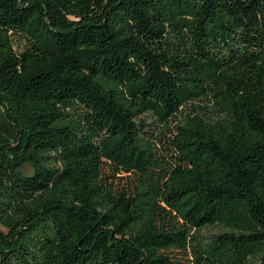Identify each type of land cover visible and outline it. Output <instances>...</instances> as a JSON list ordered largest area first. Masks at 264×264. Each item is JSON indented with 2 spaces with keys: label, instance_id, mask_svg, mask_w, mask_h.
Listing matches in <instances>:
<instances>
[{
  "label": "trees",
  "instance_id": "16d2710c",
  "mask_svg": "<svg viewBox=\"0 0 264 264\" xmlns=\"http://www.w3.org/2000/svg\"><path fill=\"white\" fill-rule=\"evenodd\" d=\"M0 264H264V0H0Z\"/></svg>",
  "mask_w": 264,
  "mask_h": 264
},
{
  "label": "rangeland",
  "instance_id": "374dc122",
  "mask_svg": "<svg viewBox=\"0 0 264 264\" xmlns=\"http://www.w3.org/2000/svg\"><path fill=\"white\" fill-rule=\"evenodd\" d=\"M15 42H16L17 44H19V43H21V40L17 38V39L15 40ZM144 117H145V119H146L147 121H149V122H154V117H153L150 113H146V114L144 115ZM153 126H154V125H152V127H153ZM24 171H25V172H30V167H29V166H26V167L24 168ZM219 229H221L219 226H206V227L203 228L200 232H201L202 235L207 236V235L211 234L212 232H215V231H217V230H219Z\"/></svg>",
  "mask_w": 264,
  "mask_h": 264
}]
</instances>
